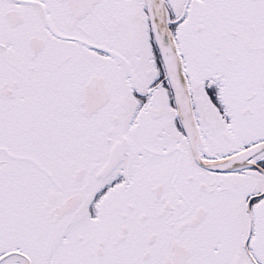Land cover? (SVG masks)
Returning a JSON list of instances; mask_svg holds the SVG:
<instances>
[{
    "label": "snow or ice",
    "instance_id": "1",
    "mask_svg": "<svg viewBox=\"0 0 264 264\" xmlns=\"http://www.w3.org/2000/svg\"><path fill=\"white\" fill-rule=\"evenodd\" d=\"M0 264H264V0H0Z\"/></svg>",
    "mask_w": 264,
    "mask_h": 264
}]
</instances>
